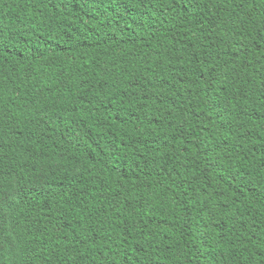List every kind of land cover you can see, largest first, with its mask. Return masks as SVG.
I'll list each match as a JSON object with an SVG mask.
<instances>
[{
    "label": "trees",
    "instance_id": "16d2710c",
    "mask_svg": "<svg viewBox=\"0 0 264 264\" xmlns=\"http://www.w3.org/2000/svg\"><path fill=\"white\" fill-rule=\"evenodd\" d=\"M0 264H264V0H0Z\"/></svg>",
    "mask_w": 264,
    "mask_h": 264
}]
</instances>
